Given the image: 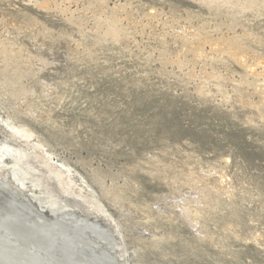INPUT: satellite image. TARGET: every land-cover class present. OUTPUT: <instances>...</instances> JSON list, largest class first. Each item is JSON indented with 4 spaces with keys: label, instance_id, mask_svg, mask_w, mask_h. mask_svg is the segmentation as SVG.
I'll list each match as a JSON object with an SVG mask.
<instances>
[{
    "label": "rangeland",
    "instance_id": "1",
    "mask_svg": "<svg viewBox=\"0 0 264 264\" xmlns=\"http://www.w3.org/2000/svg\"><path fill=\"white\" fill-rule=\"evenodd\" d=\"M1 138L128 264H264V0H0Z\"/></svg>",
    "mask_w": 264,
    "mask_h": 264
},
{
    "label": "water",
    "instance_id": "2",
    "mask_svg": "<svg viewBox=\"0 0 264 264\" xmlns=\"http://www.w3.org/2000/svg\"><path fill=\"white\" fill-rule=\"evenodd\" d=\"M2 176L0 174V264H121L109 249L116 242L111 226L98 220L100 227L110 235L108 245L100 249L96 245L99 244L96 233L56 220L11 178ZM77 218L87 217L81 214ZM87 219L91 222L95 218Z\"/></svg>",
    "mask_w": 264,
    "mask_h": 264
},
{
    "label": "bare ground",
    "instance_id": "3",
    "mask_svg": "<svg viewBox=\"0 0 264 264\" xmlns=\"http://www.w3.org/2000/svg\"><path fill=\"white\" fill-rule=\"evenodd\" d=\"M12 128H13V126H12ZM20 130H21V128H20ZM20 130L16 131L15 134L16 133L21 134ZM21 131H23V129ZM11 132H12V130H11ZM24 133H26V131L23 132V135H24ZM27 135H29V134H27ZM20 137H23V136H20ZM3 139L1 138L0 140H3ZM5 139H7V137ZM24 139H26L25 136H24ZM29 139L30 138L28 137V141H29ZM7 141H8V139H7ZM0 144H2V142ZM9 145H11V144H9ZM9 145H6V143H5V145H1L2 148H0V174L3 175L2 178H8V177L12 178L13 183L16 184L17 187L21 188L22 191H24V193H27L28 195H30L31 198L33 199V201L36 202L42 210H44V211L47 210L50 214L53 215V217L56 220H62V221H66L67 223L74 224V227H76V228H81V226H83V230L85 228L86 232L96 233L97 238L95 237V239L99 240L98 241L99 244H96V245H98V248L102 249L103 245H108L106 243V241L109 240L110 235L105 228L100 227V223L98 222V220H100L101 222H103L106 225L111 226L110 223H111L112 219H111V221H109L110 222L109 223L108 220L105 219V218H110L109 216L103 218L99 215H96V214L90 212L88 209L85 208V203H83L84 204V207H83V205L81 203H79L81 201L78 200L79 202H77L75 199H72L69 196H64V194H67V193L63 192V194H62L60 191L63 189L60 187L61 190H59L57 187L60 185L59 183L57 185V180H59V178L57 179V175H55L51 172L49 173L47 171L48 170L47 165L45 167L46 169L40 170L38 167L33 165L34 164L33 161H32L33 163L30 162L31 159H29V157L26 155L29 153H25V152L24 153L26 155V159L27 160L29 159L28 160L29 162L25 161L24 163H22V159H23L22 156L24 155V154H22V151L17 150V149L14 150L13 146L11 147ZM17 146H15V147H17ZM36 155H33V156H36ZM8 158L10 160H14V162L12 163L13 164L12 167L8 166L10 164H8V162H6V160ZM32 158H33V160H36V159H34L35 157H32ZM38 158H39V155H38ZM38 164H37V166H38ZM53 164H55V163H53ZM43 167H44V165H43ZM43 170H46L47 172H45ZM76 197H77V195H76ZM78 199H79V197H78ZM93 201H94V199H93ZM86 206H87V204H86ZM80 213L82 215H85L87 218L94 217L95 219L90 222L87 218H77V217H79V215H81ZM104 214L105 213L103 212L102 215H104ZM14 218H16V217H14ZM112 222L114 223V221H112ZM115 223H117V222L115 221ZM116 225H115V227H116ZM112 233L115 236L116 242H114L113 245H110L109 249H111L112 253L117 258H119L121 264H128L127 260L125 259L126 251L121 249L122 243L119 244L120 242L119 243L117 242L118 239L116 236V231L114 230V231H112ZM118 235L120 236V233ZM121 238H122V236H121ZM122 242H124V241H122ZM112 246H113V248H112ZM122 247H124V246L122 245Z\"/></svg>",
    "mask_w": 264,
    "mask_h": 264
}]
</instances>
